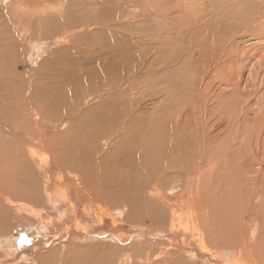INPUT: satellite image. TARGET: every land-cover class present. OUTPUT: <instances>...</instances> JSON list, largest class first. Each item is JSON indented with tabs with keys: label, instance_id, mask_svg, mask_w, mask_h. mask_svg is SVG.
<instances>
[{
	"label": "rangeland",
	"instance_id": "obj_1",
	"mask_svg": "<svg viewBox=\"0 0 264 264\" xmlns=\"http://www.w3.org/2000/svg\"><path fill=\"white\" fill-rule=\"evenodd\" d=\"M65 1L73 0L57 1L62 11L73 5ZM122 1L118 21L119 9L105 8L107 19L119 25L112 36L91 25L92 34L73 39L63 16L55 13L50 24L38 27L18 23L12 9L17 4L0 0V190L15 195L0 199V264H128L129 254L137 264L134 250L145 244L173 248L192 264H264L218 243L222 232L229 239L243 227L250 243L264 250V0ZM100 37L128 50V60L97 62L89 48ZM128 110L141 111V121L156 123V132L160 125L175 127L184 114L179 133L190 143L207 138L204 153L192 152L187 160L191 174L139 177L150 186L140 188L144 197L157 190L175 202L182 191L187 196L181 185L200 171V198L210 194L215 212L226 201L229 217L222 208L211 217L208 230L217 229L220 237L202 256L194 251L195 240L182 247L175 237H161L165 225L149 214L127 213V206L90 202L81 198L82 189L74 192L91 163L86 159L80 167L76 145L89 144L97 159L104 157L111 150L106 139L113 136L104 130L118 126ZM148 137L156 142L155 134ZM199 210L197 205L193 211L198 223ZM153 224L158 229L146 230Z\"/></svg>",
	"mask_w": 264,
	"mask_h": 264
},
{
	"label": "bare ground",
	"instance_id": "obj_2",
	"mask_svg": "<svg viewBox=\"0 0 264 264\" xmlns=\"http://www.w3.org/2000/svg\"><path fill=\"white\" fill-rule=\"evenodd\" d=\"M5 1H7V0H5ZM57 1L58 0H13V3L17 4L16 7H14V8L12 7V9H14V12H15V13L13 12V16L17 19L18 23H20L21 21L29 22V24H30V22H34L36 27H38L41 24H45V25L50 24L51 20L55 16L53 14L56 13L58 16H63V17H60L61 18L60 22L62 23V25H64V27H66L67 30H69V32H70L69 36L71 38H73V37L76 38V37H79L80 35L85 36L86 33H90L88 31L93 30V27H89L91 25L95 26L94 28L96 30H98L100 34L106 35V33H108V35L112 36V33L114 31H117L116 29H119L118 28L119 25H116V24L112 25L114 23V21H113V23H111L112 20L107 19V17H106L107 10H105V8L107 6H109L111 8L117 7L119 9L118 10L119 13H118V17L116 20L118 21L119 20L118 18L121 17L122 13H123L122 10H120V7H122L125 4L122 0H113V4L115 6L112 5V2L110 4V0H73L72 3H69V4H73L71 7L65 1L66 5H68L69 7H67L65 9V11H62V3H57ZM134 1H136V0H134ZM51 6H57V7L54 8V11H53L51 9ZM52 11H53V13H52ZM113 11H114V9H113ZM116 13L117 12H115V14ZM16 14L18 16H16ZM103 15H105V16H103ZM104 17H105V19H104ZM90 34H92V33H90ZM135 35H137V34L135 33ZM135 35L133 34V40H134ZM69 36H67V37H69ZM102 40H101V37H100V40L96 39L95 43L92 46H90V48H89V50L92 53L93 52L96 53L95 54L96 55L95 60H97V62H98V60L103 61V62L111 60V61H115L117 63L119 61V63H120V62H123V60L124 61L128 60L127 57L130 54L128 52L126 53V51H128V50L124 49L123 46H117V45L110 46L107 43V41H105V40L102 41ZM87 53H89V52H87ZM102 55H104V56L101 57ZM84 56H85V54H84ZM132 57H131V59H132ZM92 58H93V56H92ZM127 65H129V64H127ZM119 66H120V64H119ZM132 68H134V67H132ZM91 69H93V68H91ZM124 70H126V68ZM116 71H115V73H116ZM124 72H126V71H124ZM130 72H131V70H130ZM125 74L127 75L128 73H123L124 77H126ZM119 78H120V76H119ZM112 79H113V77H112ZM112 87H114V86H112ZM115 103H117V102H115ZM133 106H136V105H133ZM142 108H144V107H142ZM113 110H114V112H113L114 116L117 117L119 115V112L117 111L116 106H115V108H113ZM135 111H136L135 114L133 113V110H128L127 112H125V114L121 116L122 120L118 123V126H116L113 130H110V129L104 130L103 133H105L107 131H111L110 133H112V135L114 137L112 136L111 139H109V138L106 139V141L112 140L110 143V146H109V148L111 150H110V152L107 151L105 153V156L104 157L102 156L101 159H97L96 150L94 148H92L93 150L90 149L89 144H88L89 142L87 143L88 144L87 146H85L82 143H79L78 145H76L77 151L81 157L80 167L81 168L83 167V169L85 168L86 164L84 165V163H86V159H88L91 163L89 164L87 162V168L85 170L87 178H86L85 174H84L85 176L84 175L80 176L81 178L84 176L82 178L81 182L79 179V182L81 184V188H76L74 190V192L82 189L83 193L81 196H83V197H81V198L88 199L90 202H93V201H95V202H107V203H112L114 206L119 205V207L127 206V208H128L127 213H130L132 210H135L136 213H138V215L143 214L142 211L144 212V214L145 213H147V215L149 214V216H147V217L151 216V218H152V219L151 218H149V219H151L152 221H159V224L165 225V229L160 228L159 229L160 231H158L160 233L161 232L163 233L161 237H163V238L175 237L176 239L179 240V243L182 247L192 245V243H194V240L197 241V245H196L194 251L199 256H202L203 253L205 251H207L208 245L210 243H212L213 240H217L218 237L221 236L220 240L221 239L222 240L219 242L217 241V242L221 243L222 245L226 242V244L223 245L224 247H226V245L228 246V244H227V242H228L231 245L230 247H232L235 251L239 252L240 254L245 253V257H246L247 261L254 262V263H257V262H263L264 263V250L262 248H260L259 246H257L254 242H253V244L250 243V240H249L250 237H248V235H246L242 231L244 229L243 227L241 228V231H239V232L235 231V233H234V231H233L234 235L232 233L229 236V239H228L227 235L224 234V232H222L219 236V234L217 233L218 232L217 229L208 230L209 225H207V224H210V225L212 224V218L211 217H214V214H216V212L218 213L219 209H221V208H222L221 211L224 212L223 208L225 207L224 204H226V203H223V202H226V201H222V204L219 203L216 206L217 210L215 212V210L212 206V203H211L212 201L210 202V200H209L210 194L205 195V198H203V199L200 198V196L202 195V194H200L201 191L199 190V189H201L200 188V181H201L200 180V177H201L200 171L198 172L195 170L196 171V176H194L195 178L189 177L186 185L185 184L181 185V187H185L184 194L187 195L185 198L183 197V191H182L179 194V196L177 195V199H176L177 201H175V202L170 201V199L166 196L165 193L162 194L163 192L161 193V192L156 190V188L158 186H154L156 188H153V190H156V192L151 198H146L142 195V191L145 189V186L146 185L149 186V184L145 185L144 183L141 182L142 180H141V178H139L141 174H145L148 177L149 176L151 177V175L153 176L157 173H160L158 171H162L163 175L169 174V173H176V174H184V173L187 174L188 173V174H191L193 168L190 170L191 165H188L187 160L189 161V156H191L192 152H194V157L200 153H204L203 147H205L204 143L206 142L207 138H206V140L202 141V143H198L200 138L198 139V142L193 141L192 143H190L189 142L190 140H188L187 134L183 135V134L179 133V130H177L178 128H176V127L181 125L180 124L181 119H183V120L188 119L187 117H185L184 114H183L184 116L183 115L181 116V114H180V118H178L179 120L175 123V127L169 126L167 124L162 125V126L160 125L161 130L156 132V130L158 129V128L157 129L155 128L156 123H147V124L145 123V125H144V123L141 121L142 119L137 114V112H141V111H137V110H135ZM129 113H130V115H129ZM160 124H161V122H160ZM206 132H207V130H206ZM188 133H190V132H188ZM148 134L149 135L155 134L156 142L148 141V139H147V138H149ZM166 134H167V138H165V139L161 138V136L165 137ZM191 134H192V132H191ZM129 135H131V136H129ZM157 135H160L159 137L161 139H159V137H157ZM192 135H194V134H192ZM105 137H103V138H105ZM207 137H208V134H207ZM153 139L155 140L154 137H153ZM19 140H21V139H19ZM88 140L90 141V139H88ZM21 141H23V140H21ZM47 141H49V140H47ZM153 143H155V144H153ZM66 146H68V145H66ZM72 148H74V147H72ZM65 149L67 150L68 148L66 147ZM50 152H52V151H50ZM91 152H92V154H91ZM103 154H104V152H103ZM53 155L55 158L56 153H54ZM89 155H90V157H88ZM57 156H58L57 157L58 159H61V160L65 159V158H62L61 153H59V154L57 153ZM74 161H75V159H74ZM54 162L58 164L57 160H55ZM76 168H77V166H76ZM76 170H75V172H76ZM79 170H78V173H81ZM163 175H161V173H160V176H163ZM164 177L165 176H163V178ZM146 179H147V177H146ZM162 180H164V179H162ZM202 182H205V181L202 180ZM132 185L135 186L134 187L135 189L132 188ZM153 185H157V184H153ZM7 186L9 187V185H7ZM77 186H80V185H77ZM141 187H142V191L140 189ZM203 187H204V189H206V183H204ZM209 188H210V186L208 187V189ZM139 189L141 191L140 194H139ZM171 189H173V187L170 188V190ZM207 191L209 192V190H207ZM3 192H4V190L3 191L0 190V199L8 200L12 197V195L10 197L9 194L5 197L4 196L5 192L4 193ZM175 192H171V193L168 192V193L172 194L171 196H175ZM205 192H206V190H205ZM11 194H13V193H11ZM14 197H15V195H13L12 199ZM28 197H25V198L27 199ZM231 197L234 198V195H232ZM25 198H23V199H25ZM197 205H199V207H200V210L198 213L200 223L196 222V219H194L195 217H194L193 211L195 210V207ZM229 205H230V203H229ZM176 210H178L177 215H175ZM235 210H236V208H235ZM200 211L202 212L201 214H200ZM229 211L230 210L228 208V212ZM34 215H36V214H34ZM225 215L227 218L229 217L227 211H226ZM133 217H135V216H133ZM233 217H235V219L237 218L236 216H233ZM188 219H190L191 221ZM213 220H215V219H213ZM215 221H217V220H215ZM236 226L237 227L239 226L237 224V219H236ZM150 229L156 230V229H158V226L153 224L151 227L149 226V228L146 230H150ZM212 230L214 231L213 233H212ZM155 232L156 231H154V233ZM158 232H157V234H158ZM154 233H151V234H154ZM189 236L191 237V239H189ZM154 242H155V240H154ZM154 242H153V244H154ZM162 244H163V240H162ZM134 252H135L136 257H137L136 258L138 261V263L136 262L137 264H192V263H188V262L184 261L182 259L183 256L181 257L182 253L181 254L175 253V250L173 248H166V247L165 248H155L154 246H150V245L145 244V246H140L137 250H134ZM124 255H125V253L123 255L119 256L120 260L123 259L122 256H124ZM127 256H128L127 257L128 261H130V263H128V264H131L133 259L132 260L130 259V257H131L130 254ZM134 261H135V259H134ZM41 262H42V260H41Z\"/></svg>",
	"mask_w": 264,
	"mask_h": 264
}]
</instances>
